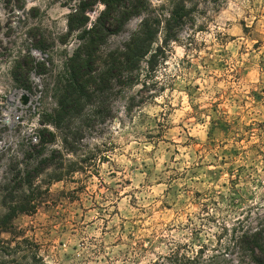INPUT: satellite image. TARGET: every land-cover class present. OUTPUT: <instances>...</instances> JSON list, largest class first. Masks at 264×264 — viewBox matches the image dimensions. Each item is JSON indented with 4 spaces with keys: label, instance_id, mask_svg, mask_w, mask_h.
Returning a JSON list of instances; mask_svg holds the SVG:
<instances>
[{
    "label": "rangeland",
    "instance_id": "rangeland-1",
    "mask_svg": "<svg viewBox=\"0 0 264 264\" xmlns=\"http://www.w3.org/2000/svg\"><path fill=\"white\" fill-rule=\"evenodd\" d=\"M186 3L192 22L145 84L55 125L104 5L0 0V264H248L242 236L264 235V0ZM138 23L107 36L100 61ZM17 90L38 104L11 121Z\"/></svg>",
    "mask_w": 264,
    "mask_h": 264
},
{
    "label": "trees",
    "instance_id": "trees-1",
    "mask_svg": "<svg viewBox=\"0 0 264 264\" xmlns=\"http://www.w3.org/2000/svg\"><path fill=\"white\" fill-rule=\"evenodd\" d=\"M104 8L88 30H83L79 44L67 64L69 78L59 98V108L52 121L70 118L83 101H92L94 109L102 104L114 86L132 87L140 82L147 72H154L157 59L165 48L177 41L182 27L192 22L186 0H164L151 7L146 0H100ZM85 4V3H84ZM85 7L70 18L77 17L81 27L87 16ZM131 16H138L139 23L127 40L118 48L110 50L102 61L98 54L99 44L121 30ZM163 59L164 56L162 55ZM145 68V72L144 69ZM104 95V97H103ZM80 130L73 133L76 135ZM40 142L53 139V133L42 130ZM67 137V136H66ZM64 137V142L66 141ZM250 253L248 264H264V235L261 229L242 236L241 245Z\"/></svg>",
    "mask_w": 264,
    "mask_h": 264
},
{
    "label": "built area",
    "instance_id": "built-area-1",
    "mask_svg": "<svg viewBox=\"0 0 264 264\" xmlns=\"http://www.w3.org/2000/svg\"><path fill=\"white\" fill-rule=\"evenodd\" d=\"M35 56H40V53L34 52ZM24 97L27 98L26 102L24 101ZM8 102H13L14 105L12 107L8 108L6 113L8 118L11 121L19 120L22 116V113L25 109L32 107L35 108V106L38 104L37 98H35L30 92L26 90H17L10 95L8 98Z\"/></svg>",
    "mask_w": 264,
    "mask_h": 264
},
{
    "label": "water",
    "instance_id": "water-1",
    "mask_svg": "<svg viewBox=\"0 0 264 264\" xmlns=\"http://www.w3.org/2000/svg\"><path fill=\"white\" fill-rule=\"evenodd\" d=\"M26 100H27V98L26 97H24V101L26 102Z\"/></svg>",
    "mask_w": 264,
    "mask_h": 264
}]
</instances>
